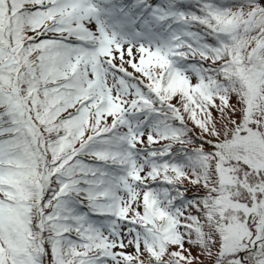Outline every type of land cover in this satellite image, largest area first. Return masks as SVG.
<instances>
[{
	"label": "snow or ice",
	"instance_id": "snow-or-ice-1",
	"mask_svg": "<svg viewBox=\"0 0 264 264\" xmlns=\"http://www.w3.org/2000/svg\"><path fill=\"white\" fill-rule=\"evenodd\" d=\"M183 7L0 0V264H264V0Z\"/></svg>",
	"mask_w": 264,
	"mask_h": 264
},
{
	"label": "rangeland",
	"instance_id": "rangeland-1",
	"mask_svg": "<svg viewBox=\"0 0 264 264\" xmlns=\"http://www.w3.org/2000/svg\"><path fill=\"white\" fill-rule=\"evenodd\" d=\"M96 3L100 6V19L105 23L107 30L122 42L136 45L144 43L147 45L152 34L163 32V27L154 20L151 13H146V7L138 1L129 5L119 0H114L113 8L110 12L111 15L106 12V4L101 3L100 0H96ZM97 26L94 21L90 28L95 31ZM131 70L129 68V71ZM235 118L239 119V116L237 115ZM199 251L198 248H192L191 252L193 256H196Z\"/></svg>",
	"mask_w": 264,
	"mask_h": 264
},
{
	"label": "trees",
	"instance_id": "trees-1",
	"mask_svg": "<svg viewBox=\"0 0 264 264\" xmlns=\"http://www.w3.org/2000/svg\"><path fill=\"white\" fill-rule=\"evenodd\" d=\"M120 2L122 3H125V4H129L131 5L132 3L135 2H140L141 5H144L146 7V13H151L152 16H153V12L154 10L159 6L161 8L163 7H167L169 5V0H119ZM217 3H219L221 6H231L232 4H237V3H240L241 0H216ZM176 3L178 5H181V6H185L182 8V11H185V12H191V11H194V8L192 7H187L189 5H194L196 3V0H176ZM163 28V32H166L167 31V27L166 26H163L161 25ZM177 25H173V27H176ZM29 35H33V33H29ZM232 103H235V99L232 100ZM214 115H217L215 112H214ZM189 125L191 126L192 125V122L189 121ZM78 146V145H77ZM208 146L206 145V148ZM194 194H199V195H202L203 194V190L200 189L199 191H197L196 188H189L188 192H187V196L189 198H191ZM185 247H189V245H185ZM192 251V249H191ZM187 254V253H186ZM48 260H51V256L49 255L47 257Z\"/></svg>",
	"mask_w": 264,
	"mask_h": 264
}]
</instances>
